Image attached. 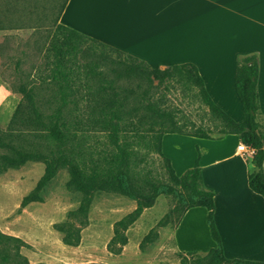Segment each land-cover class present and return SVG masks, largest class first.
<instances>
[{
    "label": "trees",
    "instance_id": "trees-1",
    "mask_svg": "<svg viewBox=\"0 0 264 264\" xmlns=\"http://www.w3.org/2000/svg\"><path fill=\"white\" fill-rule=\"evenodd\" d=\"M32 1L38 2L16 0L22 3L23 12L30 8L28 3ZM68 1L59 3L52 20L53 30L41 77L43 89L40 92L23 85L20 90L23 98L8 127L0 132V172L28 161L45 164L42 177L23 198L22 207L42 201L43 188L60 170L67 169V186L83 194L79 207L69 213L66 221L56 225L68 245L80 242L94 192L119 191L137 202L134 211L115 222L110 244L120 245L116 251L127 243L124 232L128 227L160 195H167L177 200L178 222L188 209L205 207L211 236L217 244L205 253L178 252V264H264V261L225 257L214 216L215 193L204 185L199 157L193 167L177 175L170 159L162 153L164 134L212 138L214 132L202 126L187 130L188 126L176 119L163 97L156 96L157 89L169 82L197 88L199 98L220 122L219 134H237L242 143L255 150L250 158L249 186L264 196V117L258 93L259 57L256 54L237 56L236 90L244 112L243 120L238 122L213 101L194 63L163 69L152 67L132 54L65 25L60 18ZM9 11L0 10V30L23 28L15 18L9 17ZM32 13L33 10L28 14ZM29 27L36 31L40 26ZM96 134L104 135L103 146L90 142V137ZM150 153L161 158L164 175L148 167ZM74 219L80 221V226ZM25 246L21 238L0 231V264H32L22 253Z\"/></svg>",
    "mask_w": 264,
    "mask_h": 264
},
{
    "label": "rangeland",
    "instance_id": "rangeland-1",
    "mask_svg": "<svg viewBox=\"0 0 264 264\" xmlns=\"http://www.w3.org/2000/svg\"><path fill=\"white\" fill-rule=\"evenodd\" d=\"M62 0L32 1L26 12L16 0H0V10L9 9V17L23 28L0 30V132L10 124L13 113L23 98L21 89H43L41 79L45 67V50L52 33V20ZM108 4L111 1L108 0ZM107 0H75L64 16V24L94 37L107 38L119 43L117 14L119 5H107ZM34 4V5H33ZM54 6V7H53ZM18 8V9H17ZM28 17H31L29 21ZM40 26L36 31L29 25ZM131 37V36H130ZM120 38V39H119ZM132 45V42H130ZM1 88V86H0ZM45 93V92H44ZM47 95V93H45ZM167 107L187 130L202 126L219 135L220 122L208 110L197 94V88L169 82L157 89ZM104 135L90 137L91 143L103 146ZM147 165L154 173L164 175L161 158L150 153ZM45 164L28 161L23 165L0 172V231L21 238L27 246L22 253L30 263L46 264H178L179 253L174 245V229L180 212L177 200L160 195L152 207L124 232L127 243L111 245L115 222L134 211L137 202L119 191H96L87 223L81 228L77 245L63 241V233L56 225L68 219L76 210L83 194L67 186L69 172L62 169L41 191L42 201L30 202L22 207L28 195L42 177ZM76 225L80 221L74 219Z\"/></svg>",
    "mask_w": 264,
    "mask_h": 264
},
{
    "label": "crops",
    "instance_id": "crops-1",
    "mask_svg": "<svg viewBox=\"0 0 264 264\" xmlns=\"http://www.w3.org/2000/svg\"><path fill=\"white\" fill-rule=\"evenodd\" d=\"M74 1H68L61 23ZM108 2L119 5L117 28L122 39L115 43L90 36L152 67L194 63L213 101L238 122L243 120L244 112L236 90L237 56L256 54L264 117V0ZM0 86V90L5 88ZM240 143L237 134L199 138L167 133L162 138V153L170 159L177 175L193 167L199 157L204 185L215 193L214 216L225 257L264 261V196L249 186L252 165L250 158L237 152ZM207 214L203 206L185 212L173 233L176 251L205 253L216 247Z\"/></svg>",
    "mask_w": 264,
    "mask_h": 264
},
{
    "label": "built area",
    "instance_id": "built-area-1",
    "mask_svg": "<svg viewBox=\"0 0 264 264\" xmlns=\"http://www.w3.org/2000/svg\"><path fill=\"white\" fill-rule=\"evenodd\" d=\"M237 152L239 154H242L248 158H252L255 150L247 145H245L244 143H240L238 145V148H237Z\"/></svg>",
    "mask_w": 264,
    "mask_h": 264
}]
</instances>
